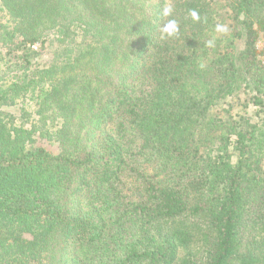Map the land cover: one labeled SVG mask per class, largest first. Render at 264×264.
Returning a JSON list of instances; mask_svg holds the SVG:
<instances>
[{
	"label": "trees",
	"instance_id": "1",
	"mask_svg": "<svg viewBox=\"0 0 264 264\" xmlns=\"http://www.w3.org/2000/svg\"><path fill=\"white\" fill-rule=\"evenodd\" d=\"M0 11V264H264V0ZM245 94L254 113L227 106Z\"/></svg>",
	"mask_w": 264,
	"mask_h": 264
},
{
	"label": "rangeland",
	"instance_id": "2",
	"mask_svg": "<svg viewBox=\"0 0 264 264\" xmlns=\"http://www.w3.org/2000/svg\"><path fill=\"white\" fill-rule=\"evenodd\" d=\"M7 19H9L7 14L3 11H0V20H1L0 22L4 23L7 21ZM45 40H46V45L42 49H41L40 42H36L37 44H39L37 51L41 49L43 50L42 53L44 54L46 53L44 56V61H43L44 64L54 62L57 57L59 58L58 60H60L61 53L63 50V45L59 41H57L56 34L55 33L51 34ZM9 50L11 49L0 45V68L2 69H4L7 65H10L13 62H15L20 56L18 53L9 51ZM35 96L33 94H28L27 97H24L18 100V106H17L18 108H15L13 112L14 113L16 112L15 114L18 115L19 118L21 115L24 116L21 119L17 120L18 124H20L22 120V122H24L25 125L29 128L30 127L39 128L41 126L38 121V118H39L37 114L38 105H37V99H35ZM233 99L234 98L230 97V100H233ZM238 100H239L238 102L236 101L231 102L227 106L230 108L235 106L233 107L234 110H239L242 112L245 111L247 113H254L255 106L252 104V101L248 95L246 94L242 95L241 99H238ZM243 100L246 102V104L244 103ZM231 104H233V106ZM22 106H23L24 112L22 110ZM221 113L224 115L223 111H221ZM39 132L36 134L37 144L45 147L52 153H58L60 151L59 144L56 141H52V140L50 141L47 138H44Z\"/></svg>",
	"mask_w": 264,
	"mask_h": 264
},
{
	"label": "clouds",
	"instance_id": "3",
	"mask_svg": "<svg viewBox=\"0 0 264 264\" xmlns=\"http://www.w3.org/2000/svg\"><path fill=\"white\" fill-rule=\"evenodd\" d=\"M171 9L166 8L164 10L165 15H168L170 13ZM191 15L193 16V18H197V13L196 12H192ZM175 30V24L174 22H169L167 25H165L163 31L166 32L168 35H172L174 33Z\"/></svg>",
	"mask_w": 264,
	"mask_h": 264
},
{
	"label": "built area",
	"instance_id": "4",
	"mask_svg": "<svg viewBox=\"0 0 264 264\" xmlns=\"http://www.w3.org/2000/svg\"><path fill=\"white\" fill-rule=\"evenodd\" d=\"M31 47H32L34 50H37L38 47H39V44L34 43V44L31 45Z\"/></svg>",
	"mask_w": 264,
	"mask_h": 264
}]
</instances>
